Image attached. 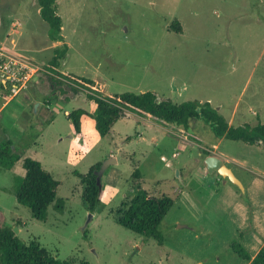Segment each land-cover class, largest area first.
Instances as JSON below:
<instances>
[{
    "label": "rangeland",
    "instance_id": "obj_1",
    "mask_svg": "<svg viewBox=\"0 0 264 264\" xmlns=\"http://www.w3.org/2000/svg\"><path fill=\"white\" fill-rule=\"evenodd\" d=\"M56 4L64 36L57 49L68 48L58 68L61 73L91 79L106 95L153 92L158 100L176 105L208 102L226 121L234 115L233 127L264 125V0H56ZM0 11L20 17V45L30 50L26 54L40 67L32 78L42 82V101L54 105L56 112H84L77 134L68 118L60 117L57 129L40 122L39 112H46L45 106L40 111L33 104L24 111L26 131L32 123L39 128L31 134L24 131L17 144L24 158L39 161L59 182L56 200L63 205L56 208L52 203L46 219L35 220L15 198L14 177L25 173L21 162L12 170L0 167L4 224L26 245L34 241L58 260L74 264H247L231 245L241 246L249 255L253 241L263 242L264 142L216 139L200 120L185 130L135 116L120 118L113 132L100 137L91 116L95 105L87 92L78 89L72 91L73 99L61 100L64 85L51 83L43 68L54 51L37 1L1 0ZM175 21L181 33L170 30ZM51 85L60 94L51 91ZM2 115L0 142L7 133L3 127L13 121L9 110ZM32 116L34 121L28 123ZM201 149L229 159L225 165L244 187L240 190L217 176L238 193L247 210L237 231L232 220L221 219L216 210L230 203V190L218 187L211 174L197 173L204 158ZM110 158L116 162L111 160L101 177L102 193L108 194L113 184L118 191L109 195V206L91 213L78 175ZM183 165L187 174L179 173ZM136 170L139 179L133 176ZM137 188L173 198L159 226L161 243L117 223ZM181 193L185 197L177 198ZM187 202L197 208L195 213Z\"/></svg>",
    "mask_w": 264,
    "mask_h": 264
},
{
    "label": "trees",
    "instance_id": "obj_2",
    "mask_svg": "<svg viewBox=\"0 0 264 264\" xmlns=\"http://www.w3.org/2000/svg\"><path fill=\"white\" fill-rule=\"evenodd\" d=\"M36 1L40 17L48 25L49 39L53 42L62 41V21L57 12L56 0ZM170 30L175 33L182 32L178 21L171 25ZM67 50L66 45H63L61 49H56L52 59L43 68L46 74H50L53 84H61L63 81L69 84L73 91L82 89L87 92L88 100L95 105L91 116L100 137L107 136L114 124L124 116L125 112H128L157 120L163 124H176L185 130L189 129L192 121L200 120L209 127L216 139L238 141L249 145L264 142L263 124L230 126L208 102L186 101L176 105L170 101L158 100L153 92L103 95L92 80L58 71L60 62L66 57ZM6 99L7 94L1 95L0 105ZM83 113L81 109H77L67 115L77 134L80 133V119ZM25 132L28 134L29 131L25 130ZM190 137L195 140L194 135ZM17 142L7 133L3 134V140L0 142V167L12 170L21 160L25 174L23 177H14L16 201L30 210L32 218L44 221L47 209L52 203H56V208L59 207L58 205H63L62 200H56V191L60 184L42 168L38 161L24 158V151ZM201 151L204 157L211 155L207 150L201 149ZM100 166L101 164L97 163L85 175H78L83 185V201L91 213H94L100 205L102 186L101 182L100 187L97 184L95 174ZM139 175L137 170L133 174L137 179ZM172 204L173 198L168 194L152 195L142 188H137L129 203L125 205V209L119 214L117 223L146 239L161 243L162 235L159 226ZM35 243L33 241L26 245L20 240L12 229L4 224V217L0 212V264H74L71 261L58 260ZM231 248L244 260H251L241 246L233 243ZM251 263L264 264V248L258 252Z\"/></svg>",
    "mask_w": 264,
    "mask_h": 264
},
{
    "label": "crops",
    "instance_id": "obj_3",
    "mask_svg": "<svg viewBox=\"0 0 264 264\" xmlns=\"http://www.w3.org/2000/svg\"><path fill=\"white\" fill-rule=\"evenodd\" d=\"M0 3H1V0H0ZM19 19H20L19 16L6 15L5 13L0 11V47L5 49L11 55L22 57L26 61H28V62H30V63H32L34 65H37L35 62H33L31 56L26 54V53H29L30 50L28 48H25L24 46L20 45V37L22 35V24H20L18 22ZM62 38L64 39V36H62ZM61 43H62L61 41L60 42H53V41H51L49 39L50 49H53V51H55L57 49V46L60 45ZM37 66L39 67V65H37ZM65 74H67V73H65ZM34 79L35 78H32V76H31L27 81H25L24 83H22V85H20L19 91L17 92V94L15 96L7 98L5 100V102L0 105V123H1V120L4 119V116L2 115L3 112L5 113V111L9 110V112H11L13 114V121H11V122L9 121L10 127H8V128L7 127H3V128H4V130H6L7 135L11 139H13L14 141H18L20 139V137L23 135V132L26 130L24 122H23V118L21 120V117L24 116L25 112L33 104H36L37 110L40 109V111H41V107L42 106H45L47 108L46 112H44V111L43 112H39L40 116L38 118L41 119L40 122H45L47 127H49V128L57 129L60 117L67 118V115L69 114V111H67L66 109H63V113L61 111L60 112H56L54 110V105H52L48 101H42V98H45V94H43V92L40 90L41 88L39 87V83H42V82H41V80L34 81ZM93 82L97 85L98 89L102 92V90L100 89V84L95 82V81H93ZM29 84H31L32 87H28ZM48 84L50 85V83H48ZM61 85H64L65 90L63 91V94L59 95V98L61 100L62 99H64V100L67 99L68 100V98L73 99L75 94L72 92L73 91L72 88L67 83H65L63 81H62ZM69 88H70V90L72 92V95L68 93ZM58 89L57 90H56V88L54 89V87H52V85H51V91H55V93L60 94L58 92ZM59 91H61V90H59ZM4 94L8 95V92H3L2 88L0 87V96L4 95ZM102 94L106 95L103 92H102ZM37 110L33 114L37 115L38 114ZM131 116H135V117H138V118H144V117H140V116L134 115L132 113H128V112H125L123 117H131ZM233 118H234V115L231 114L229 121H227L230 126L233 125V121H234ZM34 119L35 118H33V116H32L30 121H27V122L28 123L29 122L32 123L34 121ZM145 119H150V118H145ZM117 122L114 124V126L112 127L110 132H113L112 130L115 127V125L117 124ZM32 124H29L30 125L29 126L30 129H28L29 133L30 132H34V130H37L39 128L37 125H34L36 123H34L33 125ZM81 131H82V124H81V128H80V132ZM219 140H221V139H219ZM215 147H217V144L215 145ZM210 153H211V155L219 156L214 151H212ZM204 159H205V157L203 158L202 161L199 160L200 163L196 166L197 167V171H198L197 173L200 176L201 175H203V176H207L208 175L206 167H205V164L203 162ZM163 160L166 161V158H163ZM228 160L229 159L223 160L224 164H226L228 162ZM19 162H21V160ZM230 162H232V160ZM166 163H167L168 166H171L170 162L166 161ZM178 170H179V173L180 172L182 173V170H183V173H185V174H187L188 171H189L188 167H186L185 165H183L182 168H179ZM248 171L251 172L250 169H248ZM214 174H216V173H212L210 175L211 176V180L212 181L214 180L215 182H217V186L218 187H222L224 189L226 188V189L230 190L229 192L231 194L230 203L228 205H218L220 209H216V210L222 215L221 219H223V218H227V220L231 219L232 222L234 223L233 226L236 227L235 229L237 231L238 229L242 228L243 220L244 219L246 220V218H247V210H245L243 208L242 204L239 203L238 193H235L234 191L232 192L231 189H229V187H227L226 180H222L221 181L220 178L217 177L218 174H216V175H214ZM117 179H118V177H117ZM104 183H105V186L108 185L107 179L104 181ZM245 187H246L245 190H247L249 188L248 186H245ZM107 191H108V194L101 193V196H103V199L100 196L101 197L100 205L96 208L95 212H98L99 210L105 208L106 206H109V204H110L109 202H111L110 198H109V195L110 194H116L117 191H118V188L115 186V184H113V186L108 188ZM234 194H235V197H234ZM180 197H185V196L183 195V193H181L177 198L180 199ZM131 198H132V196H131ZM131 198L128 200V202L131 200ZM187 203H189V205L191 207V210L195 213L197 208L194 206V204L190 203V202H187ZM166 216H167V214H166ZM216 221H217V219H216ZM179 228H181V226ZM261 238L263 239V242H264V234L263 233H262V237ZM253 242H254L253 245L255 246L253 248L254 251L249 254L251 260L255 257L257 252H259V250L262 249L261 248V244L263 243L262 241L260 242L259 240L258 241L255 240ZM257 242H259V243H257ZM251 260L247 261V264H250Z\"/></svg>",
    "mask_w": 264,
    "mask_h": 264
},
{
    "label": "built area",
    "instance_id": "obj_4",
    "mask_svg": "<svg viewBox=\"0 0 264 264\" xmlns=\"http://www.w3.org/2000/svg\"><path fill=\"white\" fill-rule=\"evenodd\" d=\"M39 69L37 65L11 55L0 47V87L3 92H8L7 98L15 96L20 85L40 71Z\"/></svg>",
    "mask_w": 264,
    "mask_h": 264
},
{
    "label": "water",
    "instance_id": "obj_5",
    "mask_svg": "<svg viewBox=\"0 0 264 264\" xmlns=\"http://www.w3.org/2000/svg\"><path fill=\"white\" fill-rule=\"evenodd\" d=\"M111 160L114 163L116 162L115 160H113V158H110L100 166V168L97 172H95L96 182L99 185V187H100L101 177L103 176L105 170L107 169V167L111 163ZM204 164H205V167H206L208 174L216 173L221 178L228 180L232 185L236 186L240 190H244V187H243L242 183L240 182V180L234 175L232 170L224 164L223 160L219 156L210 155V156L205 157ZM89 219H90V217H89ZM16 230L17 229H15L14 231H16Z\"/></svg>",
    "mask_w": 264,
    "mask_h": 264
}]
</instances>
